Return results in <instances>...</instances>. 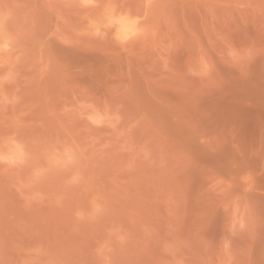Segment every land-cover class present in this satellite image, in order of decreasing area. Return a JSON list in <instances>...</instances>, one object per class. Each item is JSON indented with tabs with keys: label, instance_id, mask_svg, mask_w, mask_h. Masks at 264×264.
Returning <instances> with one entry per match:
<instances>
[{
	"label": "rangeland",
	"instance_id": "1",
	"mask_svg": "<svg viewBox=\"0 0 264 264\" xmlns=\"http://www.w3.org/2000/svg\"><path fill=\"white\" fill-rule=\"evenodd\" d=\"M0 264H264V0H0Z\"/></svg>",
	"mask_w": 264,
	"mask_h": 264
}]
</instances>
